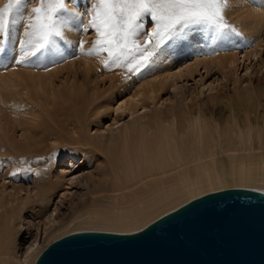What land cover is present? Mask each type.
Wrapping results in <instances>:
<instances>
[{
  "label": "bare ground",
  "instance_id": "6f19581e",
  "mask_svg": "<svg viewBox=\"0 0 264 264\" xmlns=\"http://www.w3.org/2000/svg\"><path fill=\"white\" fill-rule=\"evenodd\" d=\"M29 2L23 0L11 15L8 32L0 43L3 47L0 51V239L3 238L0 242V264H19L11 242L19 237L21 215L29 213L33 217L34 213H44L49 199L67 185L65 175L52 172L64 155L69 156L70 160L66 162L69 169L80 161L79 167L90 164L94 173L85 177V190L87 194L98 196L97 201L103 197L107 199L105 216L96 218L94 222L98 226L92 229L95 232L128 234L141 230L152 222L157 216L155 214L167 208L170 201L169 205L173 204V193L169 190L173 181L183 180V185L197 190L201 188V191L204 180L210 187L222 182L213 164L209 168L206 166V177H198L204 165L201 159L214 156L208 151V155H204L201 146H212L216 139L219 144H226L222 139H228V136L221 138L219 131L217 138H213V126L203 113L204 104L191 97L189 103H184L186 99L181 97L180 103L167 110H151L144 121L143 118L134 119L108 142L90 140L86 130L97 125L108 111L116 113L121 110L119 106L114 108L115 101L128 94L132 95L121 107H127L129 114L135 113L137 104L133 99L145 96L141 85L150 76L157 74L156 79L159 80L151 83L145 96L151 102L167 89V76L174 84L181 79L189 80L199 66L206 71L215 66L222 70L234 67L238 50L243 51L245 60L256 58L264 43V0H229L225 15L227 22L236 28L235 32L217 34L206 26L189 27L180 38L162 46L146 66L132 71L124 66L127 61L119 67L109 61V66L105 67L104 61L108 60L106 52L87 55L79 51V42L85 41L87 33L79 30L77 25L81 20L87 23V7L90 8L92 0H68L71 12L64 14L67 20L64 38H56L55 48L49 52L38 54L23 64L15 63L29 16L24 17L23 12L29 9L31 12V8H27ZM1 3L2 0L0 8L4 6ZM145 21L148 22L147 17ZM143 38L141 31L137 42H142ZM187 38L189 44L182 49ZM95 39L96 36L88 47V41L84 43L85 51L92 48ZM188 55L194 58V63L169 75L170 69L167 68L171 64L179 65ZM73 58L81 59L77 67ZM213 97L219 95L209 96L208 101ZM241 98L248 101L246 97ZM235 103L245 106L247 102L242 104L235 100ZM143 105L144 108L148 106L147 103ZM18 133L20 137L17 140L15 136ZM249 133L233 132L234 140L229 143L235 144V148L239 144L240 147L242 144L264 146L263 133H256L255 137ZM187 143L197 144L198 151L188 150L183 156L179 146ZM194 156L198 159L195 160ZM186 157L193 160L190 161L194 175L190 174L189 168L182 170L186 168L183 165L186 163L182 162ZM246 158L255 160L250 155L243 159ZM209 171H212V176ZM260 172L264 178V170ZM244 173L240 171L238 182L254 183L252 174L244 177ZM24 183H30L31 187H24ZM8 186L13 193H5L4 188ZM31 188L33 196L21 197L22 191L27 194ZM251 189L264 193L262 189ZM100 204L98 201L97 205ZM138 224L141 226L133 228L134 231L121 230ZM38 255L30 257L28 264H35Z\"/></svg>",
  "mask_w": 264,
  "mask_h": 264
},
{
  "label": "rangeland",
  "instance_id": "374dc122",
  "mask_svg": "<svg viewBox=\"0 0 264 264\" xmlns=\"http://www.w3.org/2000/svg\"><path fill=\"white\" fill-rule=\"evenodd\" d=\"M7 2L8 0H2L1 4L5 5ZM38 3L39 0H30L27 8L32 9V6L36 7ZM65 3L67 7L70 8V2H68V0H65ZM88 6L90 5L88 4ZM234 6H237V4ZM88 9L89 7H87V10ZM235 10L237 11V9ZM81 11L79 12V14L81 13ZM28 12L30 13V9L23 12V16H28ZM144 23L146 26V30L151 31L153 25H149L147 21H145ZM235 24L238 25L239 23ZM142 32L144 33L143 30ZM86 33L87 38L85 39V44L88 41V43L86 44L88 47V45L90 46L91 44L90 40L92 42V40L96 36V33L94 31H89ZM186 44H189V38H187V42L185 43V45H182V49H186ZM243 54V51H237V62L235 63L234 67L231 68H225L222 70L219 66H215L206 71L202 66H199L197 68V71L187 81L185 79H181L177 83L173 84L172 79L169 78L170 76H167L166 82L168 84V87L165 91L154 97V102H150L146 99L145 96H147V92H149L151 83H156L159 80L158 78L156 79L157 74H155L154 76H150L149 80L145 81L141 85V92L145 96L141 97L140 95V97H134L133 99V103L135 102V105L137 104V106L135 107V113L129 114L127 107H121V105H123L125 101H128L129 97L132 95L128 94V96L117 98L115 101L114 108L119 106L121 110L117 111L116 113L113 111H108L107 114H105L99 121V123H97V125H92L86 130V136L89 139L91 138L90 140H94L95 142L105 140V142H108L111 136L118 135L122 127L131 124L134 119L143 118L144 121L151 114V110H167L171 106L180 103L179 100L181 97H185L186 100L184 103H189L191 97L196 102L204 104L203 113L205 118H208V120L211 122V125L213 126V138H217L216 133L220 131L221 138L223 137V135L225 136L227 134L228 139H222L226 144H219L218 139H216V144H212V146H209L210 144H206V147L209 146L207 149L205 145L202 144L201 147L204 151L203 154L206 155V153L208 152H213L212 154H214V156L213 158L211 157L212 159L207 157V159H201L204 165L201 164L203 168L199 170L200 172H198V177H204L207 170L206 166L209 168V165L211 166V164H213L216 170V174L220 175L219 178L222 182L220 184H217L216 186L211 185L210 187V185H207L206 181L203 179L204 184L202 185L201 191V188L197 190V188L195 189V187H193L195 189L193 190V188L183 185V180L173 181L171 185L169 184L171 187L169 185L167 186L170 187L169 190L173 193V204L171 206L169 205V203L171 204L170 200H173V198H170V200L168 199L170 201L169 203L168 200H166L168 203L166 205L167 208L162 207V211L160 210L157 214H155V216H157H153L154 218L158 219L159 217L177 209L183 204H186L190 200L208 193L242 187H246L250 190H252L251 188L259 190L262 189V191L264 190V178H262L260 175V171H262V169L264 170V146L262 147L261 145L258 147L257 144H248L246 146L245 144H242V146L240 147L239 144V146H237L238 148H235V144L229 143L233 142L231 141L232 139L234 140L233 132H236L237 134L245 132L244 135H247L249 133V130H251L249 133L251 134V136L253 134V137H255L257 134L263 133L262 136L264 137V43L262 48L259 49L256 58L245 60L243 59ZM201 59L202 57L199 58V60ZM80 60L81 59L78 60L76 58H73V63L76 67L78 66V61ZM193 63L194 58L192 56L188 55L187 57H184L182 58L179 65L171 64V66L167 68L170 69L168 70L169 75L177 72L179 69L190 66ZM148 83L150 84L148 85ZM211 95H219V97H213V99L209 102L208 97ZM241 97H246L248 101L243 100ZM235 100L242 104L245 102L247 103L245 104V106L235 105ZM146 103L148 106L145 107V109L143 107V104ZM246 108H249L250 111H247ZM19 137L20 134L18 133L15 138L18 140ZM181 146H179V152L181 154L183 153V156L186 154V152H188V150L189 152H197V149L199 148L197 144H195V146H197L198 148L195 147L194 144L189 143L185 144V146ZM249 146L251 147L250 149ZM212 147L213 151H211ZM191 148L192 150L190 151ZM247 155L253 156V159L255 160H247L246 158V161L245 159H243L244 157H247ZM194 159H198V156H194ZM68 160H70L69 156L64 155L56 162L55 166L53 167V173H60L61 175L66 176L67 185H65L60 192L53 195L49 199L47 209H45L44 213H34L33 217H30L29 213H23L21 215V231L19 233V237H17L14 242L10 241L12 244L11 246L14 255L18 259L19 264H28V260L30 259V257L36 254L40 255L41 252L50 243L61 238V236H66L75 232H84L88 230L92 231V229H97L98 226L96 225V223H94L97 221L96 218H100L101 216L100 219H103L102 217L105 216L103 212L105 210L104 208H106L108 204L104 203H107V199L105 200V198L103 197V199H101L103 201L98 200L99 202H101L100 206L97 205L98 196L89 193L87 194L85 186L83 185L85 183V177H87V175L91 173H94L93 168L90 167V164L82 165L79 167L78 165H81L82 162L80 161L77 166L69 169L68 165L66 164ZM190 160L192 159L190 158ZM190 160H188V158L186 157V159L182 161L183 163H186L183 164L184 166H186V168L183 167L182 170L189 168L190 174L194 175V173L191 171L193 164H191ZM240 171H242L243 173L246 172L244 173L246 174L244 177L251 176L250 174H252V180L254 181V183H239L238 177H240ZM209 172V175L212 176V171ZM1 185L2 182L0 181V189ZM23 185H25L24 187H27L28 189L31 187L30 183H24ZM185 187L189 189H186ZM4 191L8 194L14 192L10 186L5 187ZM33 194L34 191H32V188L31 191L27 194L25 191H22L20 193L21 197L23 198L27 196H33ZM93 197L96 199H94ZM175 198H178V200L175 201ZM154 218L152 222L156 220ZM140 226L141 224H138L137 227L128 226V228H124L121 230L126 231L127 229V231L130 232L134 231V229ZM27 232L30 233V239L27 238L29 235ZM125 234L127 233L125 232ZM2 241L3 238L0 239V242Z\"/></svg>",
  "mask_w": 264,
  "mask_h": 264
},
{
  "label": "water",
  "instance_id": "95a60500",
  "mask_svg": "<svg viewBox=\"0 0 264 264\" xmlns=\"http://www.w3.org/2000/svg\"><path fill=\"white\" fill-rule=\"evenodd\" d=\"M35 264H264V193H208L131 234H68Z\"/></svg>",
  "mask_w": 264,
  "mask_h": 264
},
{
  "label": "snow or ice",
  "instance_id": "6c2138e0",
  "mask_svg": "<svg viewBox=\"0 0 264 264\" xmlns=\"http://www.w3.org/2000/svg\"><path fill=\"white\" fill-rule=\"evenodd\" d=\"M23 0H8L0 8V43L7 34L11 15ZM229 0H92L87 10V23L77 25L83 32L94 31L96 39L91 49L85 51L79 42V51L87 55L108 54L105 67L111 64L124 66L129 71L146 66L157 51L169 41L181 37L189 27L206 26L217 34L235 32L226 20ZM65 0H39L27 18L23 39L19 41V58L23 64L38 54L55 48L56 38H64L67 26L65 13H70ZM75 15V14H73ZM154 25L146 30L144 19ZM144 31L142 42L137 37ZM0 47V51H2Z\"/></svg>",
  "mask_w": 264,
  "mask_h": 264
}]
</instances>
